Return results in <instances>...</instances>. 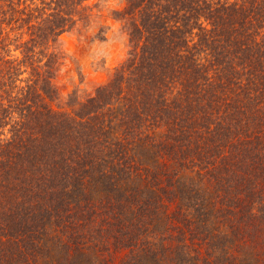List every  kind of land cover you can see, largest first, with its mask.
I'll use <instances>...</instances> for the list:
<instances>
[{"label":"trees","instance_id":"16d2710c","mask_svg":"<svg viewBox=\"0 0 264 264\" xmlns=\"http://www.w3.org/2000/svg\"><path fill=\"white\" fill-rule=\"evenodd\" d=\"M87 1L0 0V264H264V0H125L62 105Z\"/></svg>","mask_w":264,"mask_h":264},{"label":"rangeland","instance_id":"374dc122","mask_svg":"<svg viewBox=\"0 0 264 264\" xmlns=\"http://www.w3.org/2000/svg\"><path fill=\"white\" fill-rule=\"evenodd\" d=\"M124 4L125 0H88L89 22H80L61 36L63 60L54 79L60 104L74 91L81 97L92 93L124 61L127 35L123 23L114 18Z\"/></svg>","mask_w":264,"mask_h":264}]
</instances>
